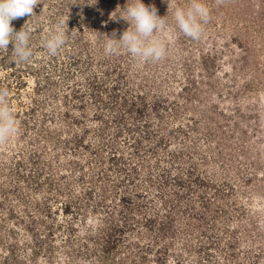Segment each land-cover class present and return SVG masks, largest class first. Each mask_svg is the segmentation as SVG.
<instances>
[{
  "label": "rangeland",
  "instance_id": "obj_1",
  "mask_svg": "<svg viewBox=\"0 0 264 264\" xmlns=\"http://www.w3.org/2000/svg\"><path fill=\"white\" fill-rule=\"evenodd\" d=\"M126 2L39 0L12 21L34 55L0 51L18 122L0 143V264H264V0H203L199 40L143 0L168 14L158 62L105 54Z\"/></svg>",
  "mask_w": 264,
  "mask_h": 264
},
{
  "label": "clouds",
  "instance_id": "obj_2",
  "mask_svg": "<svg viewBox=\"0 0 264 264\" xmlns=\"http://www.w3.org/2000/svg\"><path fill=\"white\" fill-rule=\"evenodd\" d=\"M168 4V14L171 11L176 27L185 36L199 40L203 33V25L209 20L210 10L203 0H188L185 6L177 0H164ZM39 5V0H0V51L7 50L11 45L14 60L18 63L30 62L34 53L29 43L30 33L25 30V25L15 30L12 21L35 15L34 9ZM122 8L119 18L129 24L119 38L114 32L111 36L104 35L105 54H119L126 50L139 62H158L164 58L166 48L159 33L167 28L164 17L158 15L154 5H146L143 0H127ZM65 20L60 19L54 30L48 35L43 47L49 55H56L66 43ZM68 23V21H67ZM26 24V23H25ZM8 90L0 88V143L17 132V120L8 103Z\"/></svg>",
  "mask_w": 264,
  "mask_h": 264
}]
</instances>
